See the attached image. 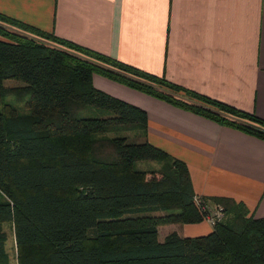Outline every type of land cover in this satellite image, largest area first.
<instances>
[{
  "label": "trees",
  "instance_id": "trees-1",
  "mask_svg": "<svg viewBox=\"0 0 264 264\" xmlns=\"http://www.w3.org/2000/svg\"><path fill=\"white\" fill-rule=\"evenodd\" d=\"M94 74L264 140L253 112L0 14V264H264V217L222 196H203L225 211L209 233L158 240L204 220L188 167Z\"/></svg>",
  "mask_w": 264,
  "mask_h": 264
},
{
  "label": "crops",
  "instance_id": "crops-1",
  "mask_svg": "<svg viewBox=\"0 0 264 264\" xmlns=\"http://www.w3.org/2000/svg\"><path fill=\"white\" fill-rule=\"evenodd\" d=\"M0 14L264 119V0H0ZM95 87L144 109L147 141L186 163L193 191L264 217V140L99 74ZM207 221L158 226L205 235Z\"/></svg>",
  "mask_w": 264,
  "mask_h": 264
},
{
  "label": "built area",
  "instance_id": "built-area-1",
  "mask_svg": "<svg viewBox=\"0 0 264 264\" xmlns=\"http://www.w3.org/2000/svg\"><path fill=\"white\" fill-rule=\"evenodd\" d=\"M193 200L195 205L203 212L204 220L210 225L223 219L225 211L222 206L206 203L203 196L200 195H195Z\"/></svg>",
  "mask_w": 264,
  "mask_h": 264
},
{
  "label": "rangeland",
  "instance_id": "rangeland-1",
  "mask_svg": "<svg viewBox=\"0 0 264 264\" xmlns=\"http://www.w3.org/2000/svg\"><path fill=\"white\" fill-rule=\"evenodd\" d=\"M13 81H15V80H11L10 79V80L7 81V83L9 82L10 84H13ZM14 84H16V83H14ZM125 134L130 136V133H128V132H125ZM139 139L140 138H133V137L129 138L130 141H138ZM158 166H159V164L156 163V162H151V163L138 162L137 163V167L140 168V169L157 168ZM211 228H212V226H211ZM4 229L7 232L6 249H7L8 253H9L11 262H15L16 261V247H15L13 229L7 223L4 224Z\"/></svg>",
  "mask_w": 264,
  "mask_h": 264
}]
</instances>
